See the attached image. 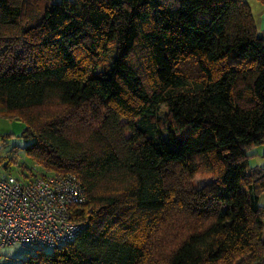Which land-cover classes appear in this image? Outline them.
Listing matches in <instances>:
<instances>
[{"label": "trees", "instance_id": "obj_1", "mask_svg": "<svg viewBox=\"0 0 264 264\" xmlns=\"http://www.w3.org/2000/svg\"><path fill=\"white\" fill-rule=\"evenodd\" d=\"M0 117L25 124L42 175L86 189L82 232L17 264H264V165L245 152L264 145V35L246 0H0Z\"/></svg>", "mask_w": 264, "mask_h": 264}, {"label": "built area", "instance_id": "obj_2", "mask_svg": "<svg viewBox=\"0 0 264 264\" xmlns=\"http://www.w3.org/2000/svg\"><path fill=\"white\" fill-rule=\"evenodd\" d=\"M85 201L74 174L42 175L36 163L22 178L0 177V250L17 243L62 247L84 229L71 206Z\"/></svg>", "mask_w": 264, "mask_h": 264}, {"label": "rangeland", "instance_id": "obj_3", "mask_svg": "<svg viewBox=\"0 0 264 264\" xmlns=\"http://www.w3.org/2000/svg\"><path fill=\"white\" fill-rule=\"evenodd\" d=\"M167 110L166 105H160L156 115L162 116ZM122 123L125 120H121ZM2 126L0 128V177L12 175L22 178L29 175V170L33 166L24 151L27 140L21 136L25 124L14 118H2ZM247 154L248 166L255 167L264 164V145L255 144L245 149ZM211 176L206 174H197L192 179V184L196 188H200L203 184L210 182ZM259 204L264 205V195L259 198ZM41 247L44 250H50L46 245H22L13 244L6 246L0 250V264H17L23 259L27 253L32 252L36 248Z\"/></svg>", "mask_w": 264, "mask_h": 264}, {"label": "crops", "instance_id": "obj_4", "mask_svg": "<svg viewBox=\"0 0 264 264\" xmlns=\"http://www.w3.org/2000/svg\"><path fill=\"white\" fill-rule=\"evenodd\" d=\"M246 1L251 7L258 31L260 32V34L264 35V0H246ZM2 118L3 117H0V128L3 124ZM261 165H264V164H261Z\"/></svg>", "mask_w": 264, "mask_h": 264}]
</instances>
